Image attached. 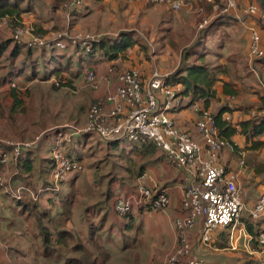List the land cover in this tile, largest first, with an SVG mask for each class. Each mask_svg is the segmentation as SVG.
<instances>
[{"label":"rangeland","instance_id":"374dc122","mask_svg":"<svg viewBox=\"0 0 264 264\" xmlns=\"http://www.w3.org/2000/svg\"><path fill=\"white\" fill-rule=\"evenodd\" d=\"M84 1L85 8L82 11L85 13V16L77 17V12L75 14L64 7L58 11H53L50 0H33L35 14L26 16L22 21L21 27H17L15 30L9 28L8 30L0 31V43L8 40L10 35L18 30L21 34V41L27 43L32 37L40 36L36 35L40 34L36 32V27L41 28L43 32L41 34L44 37L51 39L52 34H58L64 36L65 40L69 42L79 34L99 40L104 37H117L120 32H132V34L136 35L135 37L138 39L139 44L127 51L126 59L116 62V69L120 71L141 70L143 72L142 74L140 71L142 79L145 81L153 71L162 72L163 70L158 67L162 64H166L168 69H173L171 63H175L177 60V56L175 58L170 49L173 44L179 46L185 45L187 37L196 36L197 33L200 34L198 32L200 31L198 25L204 19L210 18L211 20H215L218 18L217 14H214V11L205 17L204 11H201L200 8V0H189L185 6L188 12H185L184 8L182 14H180V19L176 14L170 15L171 12L170 14L165 13L160 7L131 8L132 6L126 4L124 0H115L112 6L104 5L102 0L98 3ZM235 2L237 13L246 4H250V0H235ZM189 6L192 7V10ZM196 9L199 10L194 11ZM228 14L234 16L235 13L229 11ZM164 15H166L165 18H163ZM261 16L253 19L256 22H260L261 20L260 23L264 25V18H261ZM164 20H167L168 23ZM166 29H168V32H166ZM236 30L233 31L231 28V31L237 34L231 37H236L233 38V50L236 48L238 51L240 47L244 49L245 40L242 38L243 30L241 24L237 26ZM219 34H222V31H219L216 35ZM226 34L228 33L226 32ZM161 37H163L162 43L159 42ZM211 43L214 44L213 39L208 45L212 46ZM225 44L223 49L217 50L219 55L211 54L209 60L213 63L212 60L215 59L218 64L220 60H223V62L227 60L222 68L228 72L226 76L231 80L237 81L238 79V93L235 98L221 96L218 101L213 102L211 111L215 113L225 106L231 110L238 111L239 113H234L230 116L231 125L236 126L238 123L251 117L264 116V111H259L260 109H264V104L259 96L257 78L251 73L248 66V59L244 54L236 53L238 57L233 56L231 59V61L234 60L237 63L238 69L234 68L231 61L223 53L226 52ZM141 46H146V50H142ZM212 47L215 48V46ZM42 50H32L30 60L41 62L42 59L48 58L49 53L47 51L41 57ZM73 50L74 48L65 52L71 55L70 53ZM24 52L19 58L20 60L24 57ZM98 57L99 55L96 56V59L102 60ZM3 62L0 67V87L8 86L10 88V84L15 83L16 86L18 85L17 88L23 93L21 94L20 91H17L20 92V97L24 100L23 108L25 110L21 118L17 120V123L20 122V127L25 126L26 132H24V137L19 139L22 136L20 132L12 133L10 128L6 127L5 122L1 120L0 141L27 142L34 140L37 136L42 135L43 137L49 133L50 135L43 137L39 143V149H44L43 154H47V149L55 144V140L58 143L63 140L67 142L70 140L68 137L63 136V134L57 136L55 139L51 132L56 127L65 123L82 126L86 120L91 100L101 101L104 97L105 88L101 90L99 88L94 91L89 90L82 87L81 80H74L72 87L68 89H66L67 87L53 89L51 81L40 82L36 80L21 85L24 83L22 80L20 81L21 76L29 73L28 68L21 76H18L15 69L19 68V66L12 68L9 66L8 61L3 60ZM107 65H110V63L100 61L99 65L94 68L98 77H101L105 72ZM39 67L40 69L42 68L41 65ZM47 67L52 68L53 66L47 65ZM84 68V70H87L91 67L85 65ZM254 68L258 71L261 80L264 82V64L256 62ZM25 86L28 87L25 88ZM27 90L26 96L24 93ZM9 93H6L7 97H9ZM9 99L11 100V97ZM5 104L7 105L6 107L10 105L4 100ZM233 141L239 149L238 152L240 154L236 155L232 153L229 146L225 150L229 159L235 162V167L245 172L244 176L240 178L239 190L241 195H244L246 202L254 204L261 192L260 187L264 186V174L256 176L254 173L256 165L264 166V148L260 150L248 149L242 136H236ZM71 142L70 140L69 144ZM127 142L126 140L120 141V147L128 150L130 144ZM89 145H91V155L84 160L83 170L74 177L72 184L70 182L71 176H69L70 178L67 177L65 182L62 183L63 185L61 183L58 185L56 191L61 192L64 197L69 196V200H71L70 230L75 231L80 238L79 242L88 248L90 246L86 244V241L89 234V225L91 222L97 224L99 220V217L94 216L93 213L102 207L107 209V206L104 204L107 194L110 193L111 195L121 192L122 189L133 187V183L135 182L133 177L138 172L140 166L144 165L145 167L150 164L147 166V168H150L154 165L151 164V159L149 158L139 159L133 163V156L131 154L119 152L121 151L120 148L108 150L106 145L99 141L96 136H92ZM162 158L165 159L164 157ZM241 161L243 162L242 166L240 165ZM220 163L226 166V170L230 167L222 161ZM5 172L4 180L0 184V240L7 248V256L10 262L12 264H63L62 255V260L58 262H55L58 259L56 255L44 257L42 254L43 250L39 249L40 239L36 238V231L32 223L25 221L23 215H19L17 210L10 208L13 205L11 199H4L2 197L4 191H10L13 195V193L16 194L19 188H23V185L18 183L14 185L12 181L13 176L17 174L13 156H10ZM233 172H236V170ZM31 180L35 181L32 178ZM158 187L159 190L164 191V188ZM28 190L32 192L34 197L42 194V192H39L41 191L39 187L36 191L31 190V188H28ZM21 194L22 198L23 192ZM29 195L31 196V194ZM102 214L103 212L98 215ZM244 220L248 221L247 219ZM133 222L135 229H139V231L124 230L121 235L118 227L111 228L110 219L109 217L107 218L98 239L103 250V255H108V260L104 264H146L147 259L151 255V250L154 255L153 257L156 256L154 259L159 257L156 255L159 254V247H157V242L153 240L152 236L160 235L163 247L169 241L168 234L163 229H159L161 231L157 234L159 230L155 232V230L153 231L150 228L151 232L148 238L140 233L141 229H144L142 227V220H139L135 215ZM162 227L165 229L164 226ZM100 245L97 244V246ZM207 251L210 250L207 249ZM100 253V251H95L94 256L96 257V254L99 256ZM209 253L210 260L215 262L214 257L216 256L217 259V254L219 253L212 251ZM101 261L96 260L95 262L96 264H101ZM229 263L235 264L236 257L229 258Z\"/></svg>","mask_w":264,"mask_h":264},{"label":"built area","instance_id":"2783aa9c","mask_svg":"<svg viewBox=\"0 0 264 264\" xmlns=\"http://www.w3.org/2000/svg\"><path fill=\"white\" fill-rule=\"evenodd\" d=\"M189 0H129L133 3L144 5L164 6L172 12H179L187 5ZM211 2L212 0H207ZM84 0H70L64 5L67 10L79 8ZM223 4L213 7L214 14L229 15V11L236 9L235 0H221ZM241 14V15H240ZM260 9L255 4H248L241 11L234 14V19L242 22L248 35L247 57L250 68L257 78L260 99L264 102V82L260 74L254 68L253 63L264 58V44L260 33L254 25H245L246 18L261 16ZM243 17L241 19V17ZM261 18H264L262 14ZM7 19L0 18V29L7 26ZM211 19H204L198 29H204L211 23ZM40 36L32 37L27 43L31 49L65 50L69 45H79L86 50L97 39L89 36L77 35L70 42L64 36L52 34L51 39ZM20 31H15L12 38L15 42L21 41ZM111 73L112 71L109 70ZM168 75H162L153 71L147 80L141 79L138 70L122 71L115 76V85L107 90L103 99L92 105L87 113L82 126H74L69 123L59 126V130L67 131L63 136H81L93 134L104 143L126 140L131 143H152L165 159L177 170L186 172L189 179L184 187L181 210L182 217L174 222L176 232V246L170 252L164 264H181L186 259L187 264H201V259L190 246L187 232L192 230L197 223L201 222L200 242L210 244L211 235L215 230H224L228 233V245L232 251L238 250L241 242L248 253L256 255L259 264H264V231L250 234L246 231L245 220L264 222V193L258 196L254 205L250 208L246 205L239 190L238 176L236 172L220 162L223 150L228 146L225 139L218 135L213 114L199 104H194L190 109L196 115L195 131L199 140L191 133L178 128L169 112L182 106L177 97L178 89L166 85ZM56 87L61 86L62 81H53ZM82 87L98 90L99 80L93 69L85 71L82 77ZM10 88H17L15 83ZM6 87H0V93ZM60 136V135H59ZM40 137L33 141L13 142L2 140L0 143L10 148L9 152L0 155V184L6 175L5 168L10 156L17 157L20 152L31 149L37 145ZM51 157L54 167L50 175L53 186L48 189L57 191L58 185L67 177L73 176L82 170V165L68 158L57 144L52 150ZM243 165V162H240ZM21 192H28L35 200L32 192L27 188H19L15 199L21 198ZM39 192H42L39 191ZM169 205V197L165 191L149 188L145 185L136 184L133 192L119 194L115 197L113 210L118 217L132 214L134 208H142L149 211L159 212ZM251 246L255 250H251ZM0 247L7 248L0 240ZM6 264H12L7 262Z\"/></svg>","mask_w":264,"mask_h":264},{"label":"trees","instance_id":"16d2710c","mask_svg":"<svg viewBox=\"0 0 264 264\" xmlns=\"http://www.w3.org/2000/svg\"><path fill=\"white\" fill-rule=\"evenodd\" d=\"M52 3L53 11H58L68 3L70 0H50ZM90 2H100L101 0H87ZM221 0H212L208 2L207 0H200L201 11H204V16L211 14L213 7L215 5H221ZM250 4H255L260 9V12L264 15V0H250ZM85 1L79 8H73V12H80L85 8ZM183 10V9H182ZM171 11V10H170ZM35 8L33 5V0H0V18H6L7 26L4 30L12 28L15 30L17 27H21L23 19L28 15H34ZM218 18L212 20L204 29L200 30L199 36L193 43H191L187 48L182 49L180 54V62L177 68L166 78V85L170 87L179 88L177 97L185 100V104L178 108H175L169 112L177 113V111L188 110L194 104H199L203 109L208 110L211 104L219 100L218 94L228 97H237V87L233 81H226L221 79V75H227V71L223 69V64L213 65L209 57L210 55H219L217 50L223 45L225 40L228 38V34L223 32L222 34L216 35L220 28H228L231 25L237 23L234 21L230 22V18L220 15ZM258 18V17H255ZM261 22V20H260ZM260 22H256L255 19L249 18L245 20V25H254L259 33L264 44V25ZM246 31V29H245ZM13 32V31H12ZM36 32L43 33L40 27H36ZM13 34V33H12ZM247 34V31L246 33ZM215 35L218 37L216 40ZM132 32H120L117 37H104L94 42L89 47V50L85 48H80V46H68L65 50H56L55 48L43 49L42 55H45V51L49 53V57L42 59L41 62L35 60H30L32 55V50L27 47L25 42L17 43L13 40L12 36L8 40L2 41L0 43V67L2 66L3 60L8 61L9 66L15 68L19 66L16 70V75H20L28 68L29 73L27 75H22L20 81L24 83H31L33 81L48 82L51 81V87L53 89H60L63 87L71 88L73 81L77 80L81 74L82 69L85 65L95 68L100 61L115 63L126 59L127 51L135 48L139 44L138 39ZM247 37V38H246ZM244 38L247 42L246 52L248 51L249 41L248 35ZM214 40L215 46L208 45L211 40ZM188 38H186V42ZM175 47L176 45L173 44ZM74 50L68 55L65 51L73 49ZM142 50H146V46H141ZM24 52V57L20 60L19 58ZM73 53V54H72ZM102 60L96 59V56ZM238 57L236 54L234 57ZM230 61L232 58H228ZM53 62V64H52ZM231 64L234 68H237V63L233 60ZM258 64H264V58L258 61ZM41 65V69L39 67ZM53 66L52 68L47 67ZM256 65V63H254ZM117 64H112L114 68V76H117L121 71L116 69ZM12 74V72H11ZM55 80L62 81L61 86L56 87L54 85ZM5 83V81H3ZM18 86V85H17ZM28 86H25L27 88ZM23 88V87H21ZM18 88H8L0 93V121L5 122L6 127L10 128L12 133L20 132L22 136H18L22 139L24 132H26L25 126H19L20 122L17 120L21 118L24 113V100L20 97V90ZM91 90V89H89ZM20 91V92H17ZM94 91V90H93ZM9 93V97L5 93ZM28 90L26 91L27 96ZM21 94H23L21 92ZM8 98L9 107L4 105V100ZM98 100H91L89 109L92 105L96 104ZM88 109V111H89ZM233 110L228 107H222L215 113H213V118L215 125L218 130V135L225 139L228 145L233 151L238 152L237 146L233 143L232 139L236 136H242L245 140V145L250 150H260L264 148V116L251 117L248 120H244L237 124V126L228 123L224 116L231 113ZM175 125L180 128L173 117H171ZM14 122V123H13ZM8 124V125H7ZM12 127V128H11ZM59 127V126H58ZM56 127L51 134L56 137L67 133V131L59 130ZM181 129V128H180ZM184 131V130H183ZM187 132V131H185ZM50 135L49 133L44 135L46 137ZM93 134L72 136L69 138L72 142L69 144L66 140L58 143L55 140V144L47 149V154L44 153V149H39V143L43 138L40 137V141L37 145L31 149L24 150L14 158V165L17 174L12 178L13 184H21L25 188H31V190L36 191L38 187L42 190V194L38 195L34 200L28 193L23 192V197L20 199H15L11 193H3L2 197L4 199H11L13 205L10 208L17 210L19 215H23L25 221H30L34 226L36 231V238L40 239L39 249L42 251L44 257H49L56 255L58 258L55 262L62 260L63 264H96L97 261H101L104 264L108 260V255H103V250L100 243L98 242L99 234L102 232L104 223L109 216V213L113 211L114 199L117 195L122 194L116 192L110 195L107 194L104 199L106 208H99L94 216H98L99 220L97 224L93 222L89 225V234L87 237L86 244L90 246L88 248L84 244L80 243L78 234L70 230L69 224H71V200L69 196H63L61 192H54L48 190L53 186L50 180V175L54 167V162L51 157L52 150L59 145V149L71 160H74L82 165V170L84 167V160L91 155V145L90 141ZM36 137V138H37ZM94 138V137H93ZM23 141V140H22ZM33 141V140H31ZM100 141V140H99ZM102 142V141H101ZM104 143V142H103ZM129 143L130 147L128 150L120 147V141H114L109 143H104L108 150L121 149V153L141 155L143 157H156L160 160L164 157L158 149L152 143ZM10 148L6 145L0 143V155L4 152H9ZM159 155V156H158ZM165 158V157H164ZM139 174L142 172L143 168H139ZM81 170V171H82ZM1 171V165H0ZM80 171V172H81ZM79 172V173H80ZM79 173L74 174L70 178L71 184L74 182V177ZM254 173L256 176H261L264 174V166L256 165ZM34 179L35 181L31 180ZM65 182V181H64ZM63 182H61L62 184ZM264 183V182H263ZM63 185V184H62ZM113 195V196H112ZM111 199V201H110ZM111 206H110V204ZM112 207V208H111ZM102 215H98L102 213ZM131 214H127L121 217L123 221L122 231L130 230L133 224ZM246 231L250 234L254 232L264 231V222H254L245 221ZM197 224H200L199 221ZM214 247L217 249L227 248V238L228 233L224 230L214 231ZM100 246H97V244ZM0 250H4L0 247ZM95 251H100L99 256H94ZM62 255V256H61ZM236 261L237 264H258L252 256L247 254L239 253ZM105 256V257H104ZM99 259V260H98ZM65 260V261H64ZM185 260V259H184ZM183 261V260H182ZM181 261V262H182ZM92 262V263H91ZM18 264V263H17Z\"/></svg>","mask_w":264,"mask_h":264},{"label":"crops","instance_id":"0c3cea01","mask_svg":"<svg viewBox=\"0 0 264 264\" xmlns=\"http://www.w3.org/2000/svg\"><path fill=\"white\" fill-rule=\"evenodd\" d=\"M102 1H103L104 5L112 6V5H114V1L115 0H102ZM124 2H126V4L132 6L131 8H134V9L135 8L142 9V8H148V7H160V8H162V10H164L165 13L170 14V12H171L170 15H172V14L178 15L179 19L181 18L180 14H182V11L184 10V8H183V10H181L179 12H172V11H170L169 9H167L164 6L144 5L142 3L129 2V0H124ZM222 5L223 4H221L220 6L222 7ZM247 5L248 4H246V6ZM189 8L192 10L191 6H189ZM198 10L199 9H196L194 11H198ZM71 11H73V10H71ZM185 12H188L186 10V7H185ZM232 12H234L236 14L237 10H234V11L232 10ZM77 13H78V15H76L77 17H84L85 16V13L83 11H80V12H77ZM77 13H75V14H77ZM238 14H239V12H238ZM225 16L230 18V22H232V21L234 22L235 21L237 23V26H239V24H241V27H242V30H243L242 31V38L244 39L246 37V35H247V34H245L246 31H245L244 24H242V22L238 21L237 19H234V16H230V14L229 15H225ZM165 17H166V15L163 16V18H165ZM241 19H242V17H241ZM244 19H246V17H244ZM164 21H166V23H168L167 20H164ZM237 26L235 24H233V25H231L228 28H220L219 29V31H222V33L223 32H227L228 33V38L223 43V45H221V47L219 49L220 50L223 49L224 48V44L226 43L225 44L226 52H223V53H224V55H225V57L227 59L228 58H232L233 56L236 55V53H240V54L242 53L248 59L247 52H246L247 42H245V44H244V49H241V47H240L238 51L236 50V48L233 50V47H234V45H233L234 44V39L233 38H236V37H231V36L237 35V34H234L235 32H233V31H235L237 29ZM4 28H1L0 31H4ZM231 28L233 29V31H231ZM166 32H168V29H166ZM198 32H200V31H198ZM236 32H238V30H236ZM11 36H12V34L10 35V38H11ZM197 36H199L198 33H197L196 36L194 35L193 37H187L188 41L183 46H179V45L175 44L176 45L175 47L174 46L170 47L171 51L175 55V58L177 56V60H176L175 63L174 62L171 63V67L173 68L172 70L168 69L166 64H162V65L158 66L160 69L163 70L162 72H160L162 75H168L169 76L177 68V66H178V64L180 62V54H181L182 49L187 48L191 43H193V41L196 40ZM163 37H164V35H163ZM163 37H161L159 39L160 43H162ZM215 38H216V40H218L217 36H215ZM212 61H213V63H212L213 65L218 64L215 59L212 60ZM226 61L223 62V60H220L219 64L225 65ZM167 62H169V61H167ZM106 63H108V62H106ZM247 63H248V66L250 68L248 60H247ZM112 64H116V62L115 63H110V65H107L105 67V72L101 75V77L97 76V73H96V71L93 68V70L96 73L97 79L99 80V88H100V90L102 88H105L104 95L107 92V90L113 88L115 83H116L115 76H114V68L112 67ZM97 65H99V64H97ZM84 69H82V74L77 79L78 81L81 80V84H82V77H83V75H84V73L86 71ZM88 69H90V68H88ZM109 70H111L112 72L110 73ZM138 71H139V73L141 75V79H142L143 72L141 70H138ZM140 71L142 72V74H141ZM155 71H157V70H155ZM250 71H251V73H253L251 68H250ZM253 75H254V73H253ZM220 77H221V79H224L226 81L227 80L228 81H233V82H235V84H238V79H237V81L236 80H231L228 76H226L224 74H222ZM142 81H143V79H142ZM66 89H68V88H66ZM177 89L179 91V88H177ZM221 96L222 95L218 94L219 99H220ZM179 99L181 100V103H182V106H183L185 104V100H183L181 98H179ZM5 101L7 103H9L7 97H6ZM262 103L264 104L263 101H262ZM212 104H211V106H212ZM211 106L208 109V111L213 114V112L211 111V109H212ZM259 111H264V109H260ZM234 113H239V112L233 110L231 113L226 114L224 116V119L228 123H230V121H231L230 120L231 119L230 116H232ZM171 117H173L175 119L176 124L182 130L191 133L194 138L199 140V136L197 135V133L195 131L196 115L192 112L191 109L177 111V113H171ZM233 139H232V141H233ZM233 143H234V141H233ZM244 143H245V141H244ZM235 146H236V144H235ZM225 149L223 150L225 152L221 155L220 160L223 163L229 165L230 168L233 171L236 170V173H237V176H238V184H239L240 178L244 176L245 172L241 171V170H238L235 167V162L233 160L229 159V156H228V154H227ZM230 149L232 150L231 147H230ZM232 153H234L236 155L240 154V152H235L233 150H232ZM131 155L133 156V163L136 160H139V159H148L149 158V159H151V164H154V165L151 166L150 168H147V166H149L150 164L146 165L145 167H144V165H141L140 168L142 167L143 170L139 174L138 173L139 170H140L139 169L138 172L133 177V179H135V182L133 183L134 184L133 187H128V188H126L124 190L122 189V191L120 193L127 195V194L133 192L134 187H135L136 184H138V183L141 184L142 183L143 185H145V186H147L149 188H156L157 190H159L158 186H161V188H164V191L167 193V195L169 197V205L163 211L153 212V211L145 210V209H142V208H134L133 211H132V214H131L132 217H134L136 215V217L139 220H142V222H143V224H142L143 226L142 227H144V229H141V231H140V233H142V235H144V236L149 238V233L151 232L150 228L153 231L155 230V232L158 231L159 229H163L168 234L169 241L163 247H162V239H160L161 236L160 235L152 236L153 240L157 242V244H156L157 247H159V254H156L159 257L157 259H154V258H156V256L153 257L154 255L152 254V250H151V253H150L151 255L147 259V262H146V264H164L167 255L170 252H172L174 247L176 246V232H175L174 222H175V220L177 218H180L183 215L182 214V210H181V199H182L184 187L186 186V184H188L185 181V179H189V176H188V174L186 172H182V171L177 170L174 166H172L168 161H166L163 158H161L160 160H157L156 157H143L141 155H135V154H131ZM260 188H261L260 194L264 193V186H262ZM5 192L6 193H10V191H4V193ZM242 197H243V200H244V202L246 203V205L248 207L251 208L254 205V204H251L250 202H246V199H245L244 195H242ZM109 204H110V202H109ZM110 206H111V204H110ZM103 208H105V207H103ZM108 217L110 219L111 228H114V227L117 228L118 227L119 230L121 231V235H122L123 231L121 229H122V227L124 225L122 219L115 214L114 210L109 213ZM162 226H164L165 229ZM130 230L131 231H133V230L139 231V229H135L134 222L131 225ZM160 231L161 230H159V232H157V234H159ZM200 231H201V226H200V224H197L192 230L187 232V239H188V242H189L190 246L192 247V249L196 253L199 254L200 259H201V264H215V263L216 264H230L229 263V258L236 257V259H237L238 256L240 257L239 253H243V254H247L249 256H252L255 259V261L259 264L256 255L249 254L248 253L249 249H244L242 244H241V242L239 244L238 250H235V251L230 250L228 244H227V248L226 249H223V250L222 249H217L213 245L214 242H215L214 232L211 235L210 244H203V243L200 242V238H199ZM218 231H221V230H218ZM154 234H156V233H154ZM227 241H228V238H227ZM207 249L212 251V252H218L219 253V254H217L218 255L217 259H216V256L214 257L215 260H216L215 262L210 260V253H209L210 251H207ZM250 249L251 250H255V248L253 246H251ZM223 252H229V253H223ZM7 262H10V259L7 256V249L6 250H0V264H6ZM181 264H187L186 259L185 260L183 259ZM235 264H237V261H236Z\"/></svg>","mask_w":264,"mask_h":264}]
</instances>
